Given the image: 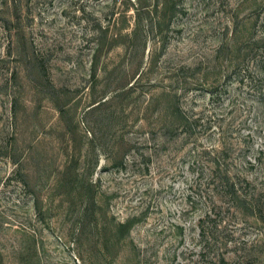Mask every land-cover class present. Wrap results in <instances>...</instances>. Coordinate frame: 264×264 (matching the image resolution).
Returning <instances> with one entry per match:
<instances>
[{
    "label": "rangeland",
    "instance_id": "374dc122",
    "mask_svg": "<svg viewBox=\"0 0 264 264\" xmlns=\"http://www.w3.org/2000/svg\"><path fill=\"white\" fill-rule=\"evenodd\" d=\"M0 252L264 264V0H0Z\"/></svg>",
    "mask_w": 264,
    "mask_h": 264
},
{
    "label": "trees",
    "instance_id": "16d2710c",
    "mask_svg": "<svg viewBox=\"0 0 264 264\" xmlns=\"http://www.w3.org/2000/svg\"><path fill=\"white\" fill-rule=\"evenodd\" d=\"M182 124V129L187 128V126H192L194 123H196V121H189L188 119H184L181 118L180 121ZM190 122V123H189ZM180 124V123H179ZM186 124V125H185ZM67 172V171H66ZM66 172L63 173V181L65 180V174H67ZM245 183L246 180H243ZM21 184H23L24 188H29L28 183L26 182V180L21 179ZM218 184H219V188L221 190V193L224 196H227V198H234L237 195V192L235 191V185L231 182L230 177H228V175H222L219 177L218 180ZM84 213L86 212V207L84 208ZM130 223L129 221L125 222V223H120L116 225V228H114V235L117 237V239H120L124 236V234L128 233V230L130 228ZM212 263L213 264H238L237 262H229L226 261L223 256H217V257H213L212 259ZM3 262V257L2 254L0 252V264H2Z\"/></svg>",
    "mask_w": 264,
    "mask_h": 264
}]
</instances>
